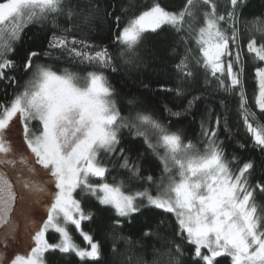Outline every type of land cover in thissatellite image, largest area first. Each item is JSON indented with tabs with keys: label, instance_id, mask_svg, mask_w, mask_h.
<instances>
[{
	"label": "snow or ice",
	"instance_id": "6c2138e0",
	"mask_svg": "<svg viewBox=\"0 0 264 264\" xmlns=\"http://www.w3.org/2000/svg\"><path fill=\"white\" fill-rule=\"evenodd\" d=\"M63 2L0 0V80L10 85L17 83L16 77L7 73L18 67L32 73L22 91L15 93L7 104L0 103V264H46L45 254L49 250L75 253L81 260H98L100 243L81 230L82 221L91 217L74 198L77 189L112 207L117 216L113 227L120 226V218H130L140 211L137 200H146L149 205L174 214L181 236L186 235L194 246V256L204 264H218L217 258H230L231 264H264V213L258 211L254 202V192H264V184L249 183L252 162L244 163L236 173L231 170L224 149L217 142V128L201 124L206 141L201 151L192 141L186 142L179 132L169 131L151 113L137 111L129 116L121 115L113 99L115 92L103 72L91 71L81 76L65 69L58 73L50 66L37 63L41 57H50L51 51L25 49L19 55L14 44L20 41L24 29L35 20L61 13ZM202 2L210 10L204 13V24L198 30L186 21L193 17L194 0H187L178 13L156 3L130 19L122 29H117L115 39L122 49L120 55L125 63L131 64L138 56L137 48L145 32H155L166 25L180 32L187 23V31L190 36L194 35L200 52L196 63L217 81L219 88L240 89L243 122L254 145L264 151V124L257 121L254 126L250 122L256 118L247 108L241 81L243 64L235 11L240 0H230L232 11L227 15L216 14L213 0ZM68 15H72L71 11ZM221 22L230 23V35L221 28ZM254 30L264 34V23ZM77 44L83 48L75 47ZM88 47L64 35H53L48 41L49 50L67 51L82 64L102 68L112 64L106 48L90 54L83 50ZM247 52L254 60L264 62V43H258L254 36L247 43ZM13 56L21 60L19 65L10 58ZM236 64L241 65L239 71L234 70ZM176 67L182 77H192L187 55ZM255 78L258 85L255 104L264 112V67L255 69ZM175 91L178 96L183 95L181 88ZM197 99L193 97L185 111L191 110ZM133 103L128 101L129 105ZM171 114L181 115L180 112ZM14 121L22 125L19 130ZM32 121L40 124L38 133L32 131ZM219 123L217 119V127ZM122 128L134 129V134L143 137L153 151L158 147L164 149L160 160L164 173L169 174L168 182L159 185L163 191L157 195L147 189L126 194L122 190L123 182L120 185L89 183L90 178H104L108 171L98 160L101 151L115 154L118 150L124 159L121 167L129 169L133 178L139 177V169L130 165L123 155L125 150L118 149ZM17 135L19 143L15 139ZM153 135L155 144L151 142ZM173 170L175 177L170 175ZM144 179L153 181L152 176ZM50 185H54L53 190ZM36 205H42L46 212V218L39 222L32 215ZM21 222L23 231L19 233ZM69 225L80 231L89 248H81L73 241ZM50 229L59 234L56 244L46 239ZM25 242H31L30 250L24 254L15 251L6 260L9 249L14 246L18 249ZM176 249L180 251L178 245Z\"/></svg>",
	"mask_w": 264,
	"mask_h": 264
},
{
	"label": "trees",
	"instance_id": "16d2710c",
	"mask_svg": "<svg viewBox=\"0 0 264 264\" xmlns=\"http://www.w3.org/2000/svg\"><path fill=\"white\" fill-rule=\"evenodd\" d=\"M213 2L217 15H227L232 11L230 0ZM156 3L167 10L180 12L187 0H64L61 13L49 14L46 19L30 23L14 47L19 49V55H23L25 49L51 51L50 57H41L37 63L56 71L67 69L81 76L91 71L103 72L115 92L113 99L121 115L129 116L137 111L151 113L169 131L179 132L186 142L192 141L201 151L206 143L201 134V124L217 128V142L222 145L231 170L236 173L244 163L252 162L253 168L248 173L249 183L253 186L258 182L264 184V151L254 145L243 122L238 95L240 89L225 91L219 88L217 81L196 63L200 52L194 35L190 36L187 31V23L185 30L180 32L167 25L155 32H145L137 48L136 60L129 64L121 57L122 49L115 39L118 27L122 29L130 19ZM209 10L202 0H194L193 17L186 18V21L198 30L204 24V13ZM69 11L71 16L68 15ZM235 11L243 64L241 81L247 97V108L256 118L250 119V122L255 126L257 121L264 124V112L255 104L258 91L255 69L264 67V62L254 60L247 52V43L253 36L258 43H264V34L254 30L264 23V0H240ZM220 26L231 34L229 22H221ZM53 35H64L69 40L75 38L86 43L89 47L83 50L90 54L106 48L111 54L112 64L104 68L82 64L67 51L49 50L48 41ZM74 46L83 48L82 44ZM186 55L189 70L193 73L189 78L182 77L176 67ZM10 58L15 59L17 65L21 63L18 56ZM240 66L234 65V70L239 71ZM30 73L23 72L19 67L8 72L7 75L16 77L17 83L10 85L6 80H0V103L10 102L13 95L22 90ZM225 82H228L226 78ZM178 87L183 91L181 96L176 94ZM193 97L198 99L191 110L185 111ZM129 100L134 103L129 105ZM174 112L181 115L174 116L171 114ZM217 119L220 122L218 127ZM134 132V129H120L121 143L118 149L125 150L123 155L127 156L130 165L139 169V177L133 178L129 169L121 167L124 159L118 150L115 154L101 151L98 153L99 162L108 171L104 178H91V183L120 185L123 182L122 188L130 193L145 189L151 193L159 191V185L168 179L160 160L164 149L158 147L153 151L144 138L136 136ZM151 142L156 143L154 135ZM148 176H152L153 181L144 179ZM75 196L81 202L84 213L91 217L82 221L81 230L100 243L101 256L96 261L90 258L81 260L75 253L49 250L45 254L46 264H204L194 256V246L187 241L186 235L181 236L174 214L157 209L145 200H138L140 211L130 218H120V226L113 227L117 216L111 206L100 204L95 196L82 189H77ZM254 202L258 211L264 213V192L256 190ZM69 229L73 240L83 245L80 232L72 225ZM146 232L148 235H145ZM46 237L50 242L59 240L58 233L51 229ZM177 245L180 251H177ZM217 260L218 264H231L230 258Z\"/></svg>",
	"mask_w": 264,
	"mask_h": 264
},
{
	"label": "rangeland",
	"instance_id": "374dc122",
	"mask_svg": "<svg viewBox=\"0 0 264 264\" xmlns=\"http://www.w3.org/2000/svg\"><path fill=\"white\" fill-rule=\"evenodd\" d=\"M167 10V9H166ZM168 11H170V10H168ZM170 12H175V11H170ZM176 13H178V12H176ZM123 28V27H122ZM54 71H56V70H54ZM57 72L59 73V72H62V71H58L57 70ZM31 76H32V73H30L29 74V77L27 78V81L31 78ZM26 81V82H27ZM24 87H25V85H24ZM23 87V88H24ZM23 88H22V90H23ZM21 90V91H22ZM14 123H16V129L17 130H19L21 127H22V125H20L19 123H17V122H15L14 121ZM30 127H31V129H32V131L33 132H36V133H38L39 132V130H40V124L37 122V121H32L31 123H30ZM15 139H16V142L17 143H19V140H20V137L17 135L16 137H15ZM99 160V159H98ZM169 175V174H168ZM170 175H172V176H176V172H175V170H173L171 173H170ZM42 179H46L47 177H41ZM178 178V177H177ZM91 179V178H90ZM167 182H168V179L163 183L164 185H166L167 184ZM89 183H91L90 182V180H89ZM93 184V183H92ZM161 185V184H160ZM49 188H50V190H53L54 189V185H50L49 186ZM158 189H159V191L158 192H162L163 191V188L162 187H158ZM122 190L126 193V194H129L130 192H126L123 188H122ZM137 192V191H136ZM151 192V191H150ZM158 192L157 193H152V195H157L158 194ZM131 193H134V192H131ZM73 196H74V198L75 199H77L76 198V196H75V192L73 193ZM138 201V200H137ZM146 201V200H145ZM47 202V199L45 200V203ZM147 202V201H146ZM32 215H33V218L34 219H36L38 222L40 221V220H42L43 218H46V212H45V209L43 208V206L42 205H36V206H34V208H33V212H32ZM70 226V225H69ZM74 227V226H73ZM75 228V227H74ZM22 231H23V225H22V222H21V225H20V228H19V233H22ZM69 231H70V229H69ZM80 232V231H79ZM85 233V232H84ZM70 234H71V232H70ZM59 235V234H58ZM20 238L21 239H23L22 238V236H20ZM46 239H47V237H46ZM48 240V239H47ZM59 240H60V237H59ZM59 240L57 241V242H50L49 240H48V242L50 243V244H56V243H58L59 242ZM74 241V240H73ZM75 242V241H74ZM31 242H25V243H22L20 246H19V248L17 249L16 248V246H14L13 247V249H9L8 250V255L6 256V260H8V259H10L11 257H12V255L14 254V252L15 251H18L19 252V254H24V252L25 251H28V250H30L29 248H28V244H30ZM76 243V242H75ZM77 245H79L81 248H89L90 246L87 244V242L86 241H84V244L83 245H80V244H78V243H76ZM205 251H207V250H205ZM206 254H208V253H206Z\"/></svg>",
	"mask_w": 264,
	"mask_h": 264
}]
</instances>
